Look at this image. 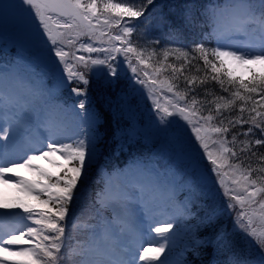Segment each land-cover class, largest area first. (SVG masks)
Returning <instances> with one entry per match:
<instances>
[{
    "label": "snow or ice",
    "instance_id": "6c2138e0",
    "mask_svg": "<svg viewBox=\"0 0 264 264\" xmlns=\"http://www.w3.org/2000/svg\"><path fill=\"white\" fill-rule=\"evenodd\" d=\"M154 3L19 0V5H13L21 9L27 6L38 21L39 39L44 45L41 53L53 74L59 73L56 84L62 88L75 82L77 86L69 90L80 99L65 108L52 90L35 88L30 82L25 85L15 69L0 70V185L15 187L32 201L17 198L9 202L6 194H0V264H172L170 244L175 234L169 233L180 223L177 218L154 222L151 231L155 238L149 243L158 246L151 250L125 243L127 234L135 232L126 206L144 199L143 185H133L130 191L126 188L123 203L115 206L108 196L109 177L96 194L99 206L76 212L84 193L82 181L86 182L88 168L97 155L99 116L88 106L89 74L102 75L109 84H131V99L128 94L119 98L125 104L134 101L138 85L152 101L159 124L166 126L161 131L171 133L174 152L186 162L195 183L206 190L207 202L200 203L195 211L191 194L180 205L183 218L195 220L186 229L185 245L194 259L185 258L182 264H205L200 249L209 246L212 258L208 264H264V230L253 227L256 217L264 222V152L259 151L264 146V0H202L198 5L195 0H185V25L199 24L210 29L205 34L209 38L217 37V46L210 49L201 42L190 49L158 50L149 45H158L159 40L141 43L140 36L134 40V34L140 32V18ZM179 31L174 30L176 34ZM236 35L246 37V42L229 43ZM92 53L103 55L93 57ZM169 57L183 62L177 66L169 63ZM197 59L203 61V68L193 64ZM193 68L203 75H185L186 69L191 73ZM181 78L182 89L176 83ZM209 81L227 95L204 87ZM25 87L28 97L14 92V88ZM197 89H202V98ZM161 97L166 104H161ZM233 110L236 115L231 114ZM59 112L75 118L77 130L71 135L61 131L56 119ZM174 117L179 120L171 119ZM244 125L248 127L244 129ZM238 126L241 131L232 132ZM187 129L194 139L185 138ZM40 132L44 135L37 136ZM241 136L244 139L238 140ZM13 148L18 151L11 152ZM253 157L257 166L251 162ZM38 160H46L58 171L45 169L36 163ZM136 167L158 182H168L167 172L145 165ZM21 170L33 173L34 178H26ZM213 190L222 191L226 207L216 203ZM106 209H111L114 220L102 216ZM226 209L235 213L242 239L255 242L258 260L242 254L226 229L219 226ZM82 228L88 231L84 243L73 235ZM201 229L211 232L200 237Z\"/></svg>",
    "mask_w": 264,
    "mask_h": 264
},
{
    "label": "trees",
    "instance_id": "16d2710c",
    "mask_svg": "<svg viewBox=\"0 0 264 264\" xmlns=\"http://www.w3.org/2000/svg\"><path fill=\"white\" fill-rule=\"evenodd\" d=\"M202 0H195L198 5ZM185 0H155V3L147 6V11H150V17L145 20V17H141L142 21L140 25V32L134 34L133 39L141 37V43L147 41L159 40L158 45L154 46L158 50L160 48H176L184 47L191 48L196 43H204L206 48H213L217 46V37L212 36L209 38L206 33L210 31L208 28H201L199 24L194 26H186L182 17L183 8L182 5ZM146 11V12H147ZM195 11V10H194ZM145 12V13H146ZM195 15L198 17L199 12L195 11ZM179 29V33L176 34L174 30ZM142 34V35H141ZM198 55V54H197ZM212 59V57H209ZM173 57H169V63H179ZM199 64L203 68V61L197 59L193 61V64ZM189 67H192L189 65ZM44 75H47V86L52 88L55 84V80L59 76V73L53 74L51 70H45ZM197 75L202 76L203 72H196L193 68L191 73L185 70V75ZM170 73H164L163 76H169ZM163 76L158 79H162ZM88 85V106L93 109L99 116L97 121V146H96V159L88 168L87 180L82 181L83 187H91L92 192L88 194L83 193V197L79 208L76 209L77 214L81 211H87L93 206L98 207L96 203V194L104 189L103 176L106 172L115 170L121 166H126L131 163L140 160H155L160 166H171L174 170V174L178 177L181 185L180 198L181 203L185 202L186 198L191 194L193 211L196 210L200 203L207 202L205 199V189L201 185L195 183L194 177L191 175L190 170L186 167V162L174 152L173 141L170 132L161 131L166 128L165 125L159 124V119L155 110L152 108V101L147 98L146 94L141 93L138 89L134 93V101L125 104L119 98L128 94L131 99L132 86L128 88L123 81L120 84H109L104 76H96L89 74ZM123 82V83H122ZM180 84V88H183L182 78L181 81H176ZM77 86L75 82L71 86L64 87L58 97V102L64 104L65 108L70 106L69 100L73 98V93L70 92V87ZM82 87V85H80ZM216 92L217 95H227V93H221L220 87L217 83L209 81L204 86ZM197 93L202 98V89H197ZM165 95H171L165 92ZM80 97H75V101H78ZM120 103V105H119ZM238 104L240 102H237ZM161 104H166V101L161 97ZM264 111V109H261ZM128 114H131L130 116ZM228 113H225L227 115ZM232 115H236L237 111L233 110ZM215 115V113H213ZM247 116V113H245ZM173 120H179L178 117L171 118ZM71 121L75 123L76 120L71 114ZM179 123L183 124L180 120ZM125 125V130L122 126ZM159 125V127H158ZM137 126V127H136ZM248 125H244L246 129ZM135 128V129H134ZM77 130V125L75 131ZM74 131V132H75ZM241 131L239 126L232 129V132ZM132 132L131 136L128 133ZM231 133H229V138ZM186 139H194V134L187 129L185 132ZM244 139V137H238V140ZM260 152H264V146L259 148ZM253 166H257L256 158L251 160ZM55 172V171H53ZM62 174V173H61ZM192 189L191 193L189 189ZM212 195L215 198L216 203L226 207L227 198L223 195L222 191L213 190ZM25 201L32 202L30 198ZM110 212L108 209L102 212V216L105 218L106 214ZM225 214L219 221V226H223L229 234V238L232 239L237 247L241 250L242 254L248 255L250 258L257 259L259 257V249L255 242L242 239V234L237 230L235 223V213L226 209ZM72 210L70 209V216ZM195 223L194 219L181 218L180 223L176 226L179 231L175 234L174 253H182V260L187 258L188 260L194 259L191 251L185 250V245L188 243L186 229L191 228ZM253 227L258 230L264 228V222L260 221L258 217L254 218ZM67 232V229H66ZM210 229H201L198 231V235L203 237L209 235ZM76 240L81 243L86 242L88 238V232L83 228L73 234ZM202 259L205 264L212 258V248H201ZM199 264V261H197Z\"/></svg>",
    "mask_w": 264,
    "mask_h": 264
},
{
    "label": "rangeland",
    "instance_id": "374dc122",
    "mask_svg": "<svg viewBox=\"0 0 264 264\" xmlns=\"http://www.w3.org/2000/svg\"><path fill=\"white\" fill-rule=\"evenodd\" d=\"M19 5V0H0V56L3 57V53L9 54L11 57L15 56H24L25 49H33L36 53H38L37 57H42L44 55L41 53V48L44 47L43 42L39 39V31L37 29L38 21L33 19V15H30L27 11V6H24L23 9L20 7H13V5ZM4 36V37H2ZM11 39L10 41L6 42L5 39ZM87 39V38H82ZM246 37L243 35H236L234 36L229 43L240 45L246 42ZM6 42V43H5ZM5 43V44H4ZM4 44V45H3ZM11 46V48L3 46ZM106 46V45H105ZM15 47V49L13 48ZM22 49V51H20ZM79 54L88 55L87 53L81 52ZM93 57L97 55L103 54H91ZM46 56V55H44ZM21 58V57H18ZM19 60H13V62L9 63L6 60H0V70L3 69H15L16 75L19 77L21 81L28 84L31 83V86L35 88H43V82L35 76V67L36 63H34L35 59L29 58V63H24ZM40 60V59H39ZM48 62L47 58L44 59ZM19 91L21 95L28 97L30 94L27 90V87L23 89H16L14 88V92ZM37 104L39 101L37 100ZM120 105V103H119ZM129 116L131 114H128ZM58 122L61 125V131L66 132L67 134H72V127L68 125L66 121V114L59 112L56 116ZM137 127V126H136ZM123 130H125V125L122 126ZM135 129V128H134ZM127 132V130H125ZM44 135L43 132L37 133V136ZM132 132L128 133V136H131ZM2 143V141H0ZM18 151V149L13 148L11 152ZM14 158V157H13ZM39 165H42L44 168L45 166L51 167L54 170H57L52 165H50L46 160H38L36 162ZM137 165H145V163H140ZM152 169L158 170L156 166L149 167ZM159 171V170H158ZM162 173V172H161ZM21 174L28 179H33L34 174L28 172L27 170H21ZM169 174V173H168ZM170 175V174H169ZM112 176V175H111ZM115 179L119 181L118 185L119 188H114L115 186L111 184V190L108 194L109 199L112 201L113 205L120 206L124 201V192L127 188L129 191L132 189L133 185H143L145 187L144 192V199L143 200H133L132 202L128 203L126 206V214L130 220L131 227L134 228L135 225L143 224V204L142 202H148L151 206V211L154 219L157 221L165 220L170 217L177 218L181 214V209L178 207L171 206V199L174 198L173 193L171 190H168L170 179L168 182L165 183L162 180L157 181L152 175H149L144 170L137 168L136 164L124 171H120L119 174H115ZM114 190L119 191V193L114 194ZM0 194H6V197L9 202L13 199H17L20 197L26 198L25 194L20 192L15 187L4 186L0 185ZM170 197H172L170 199ZM142 234V233H141ZM140 235V234H139ZM137 239V242L133 243V239ZM154 238V237H153ZM152 236H149L145 242L138 241V235L136 233H128L125 243L132 244L133 247L143 246L147 247L150 250L156 247V244L149 243V241L153 240ZM158 246V245H157ZM172 264H179L177 259H170Z\"/></svg>",
    "mask_w": 264,
    "mask_h": 264
},
{
    "label": "bare ground",
    "instance_id": "6f19581e",
    "mask_svg": "<svg viewBox=\"0 0 264 264\" xmlns=\"http://www.w3.org/2000/svg\"><path fill=\"white\" fill-rule=\"evenodd\" d=\"M115 193H117L116 191H114V194ZM116 195V194H115ZM156 220L155 219H151V227L153 226V224H154V222H155ZM151 227H150V230H151ZM144 229H145V227L141 224V225H135V227H134V230H135V233L138 235V241H140L141 243L142 242H145V240H147V237L144 235ZM142 233V234H141ZM151 233H152V236H154V238H155V233L154 232H152L151 231ZM140 234V235H139ZM153 238V237H152ZM156 247H157V245H156ZM153 249V248H152Z\"/></svg>",
    "mask_w": 264,
    "mask_h": 264
}]
</instances>
